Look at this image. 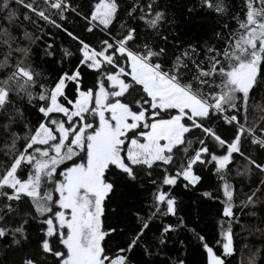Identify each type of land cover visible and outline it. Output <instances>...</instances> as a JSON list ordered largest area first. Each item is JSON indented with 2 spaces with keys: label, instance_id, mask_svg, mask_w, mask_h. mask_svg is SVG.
<instances>
[{
  "label": "snow or ice",
  "instance_id": "snow-or-ice-1",
  "mask_svg": "<svg viewBox=\"0 0 264 264\" xmlns=\"http://www.w3.org/2000/svg\"><path fill=\"white\" fill-rule=\"evenodd\" d=\"M181 235L264 255V0H0V264H190Z\"/></svg>",
  "mask_w": 264,
  "mask_h": 264
},
{
  "label": "trees",
  "instance_id": "trees-1",
  "mask_svg": "<svg viewBox=\"0 0 264 264\" xmlns=\"http://www.w3.org/2000/svg\"><path fill=\"white\" fill-rule=\"evenodd\" d=\"M205 19L206 18L198 17L192 22L191 25H185V30H187L188 27H191V31L188 34V38L194 37L196 35H203V33L207 31L210 21L206 23ZM86 79L90 81L91 76L88 75ZM212 183L215 184V180H213ZM177 195L180 196L183 201V210L181 214H190L193 219H195L197 215H200L202 218L201 227H204L205 224H208L212 217L215 216V206H213L211 202H201L199 198V189L195 191H185L182 188H178ZM209 231H212V226L210 224ZM180 239H185L186 242H190L188 249V260L190 264H201L202 253L198 250L196 242L191 240V236L181 235ZM258 264H264V255L258 258Z\"/></svg>",
  "mask_w": 264,
  "mask_h": 264
}]
</instances>
